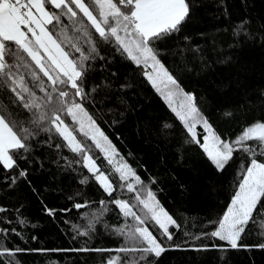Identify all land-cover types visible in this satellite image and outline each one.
<instances>
[{
	"label": "snow or ice",
	"instance_id": "snow-or-ice-1",
	"mask_svg": "<svg viewBox=\"0 0 264 264\" xmlns=\"http://www.w3.org/2000/svg\"><path fill=\"white\" fill-rule=\"evenodd\" d=\"M191 13L190 0H0V166L9 173L3 177L8 187L27 177V169H19V161L29 159L32 141L43 134L49 147L55 140L56 149L66 148L74 155L69 165L78 164L87 170L81 185L94 182L113 197L99 200L98 210L84 214L88 222L83 231L82 226L73 225L77 235L90 237L104 214L112 211L109 203L119 209L124 221L114 228L105 224L107 230L122 238L117 249H10L3 246V240L10 233H20L16 228H2L0 264H20L17 254L25 251L115 252L122 255L109 256L105 264H154L152 258L167 250L165 238L173 240L175 233L170 228H180L86 106L94 105L100 92L105 93L103 100L111 99L115 90L111 81L89 85L93 62L105 59L102 45L140 69V75L186 130L185 143L197 145L218 171L233 161L234 153L241 155L238 184L227 210L218 220L210 221L214 230L201 236L226 242L212 245L222 251L250 247L239 243L250 226L264 237V118L243 125L234 139L222 138L200 110L195 94L185 91L179 75L174 74L192 72L194 63L204 59L203 49L185 36L186 43L169 52L177 58L174 69L160 59L159 44L180 33ZM248 24L247 19L239 21L232 35L246 34ZM248 38H252L250 34ZM128 87L131 85L124 83L119 90ZM224 115L234 114L226 111ZM198 125L203 134L197 132ZM162 127L171 129L173 125L164 123ZM101 157L108 170L97 162ZM14 169H19L18 176L10 175ZM115 179L121 182L118 186ZM117 187L135 193L134 197H114ZM87 203H75L74 208L79 210ZM8 211L0 206V213ZM16 211L22 217L19 209ZM46 211L53 217L57 212L47 207ZM16 223L25 225L27 218ZM152 224L157 226L159 239L150 230ZM255 247L264 248V242Z\"/></svg>",
	"mask_w": 264,
	"mask_h": 264
},
{
	"label": "trees",
	"instance_id": "trees-1",
	"mask_svg": "<svg viewBox=\"0 0 264 264\" xmlns=\"http://www.w3.org/2000/svg\"><path fill=\"white\" fill-rule=\"evenodd\" d=\"M190 3L192 13L182 31L159 44L160 59L174 69L177 58L169 52L176 45L183 46L185 36L191 38L192 45L203 49L204 59L194 63L192 72L174 71V74L179 75L185 91L195 94L200 110L214 130L222 138L234 139L243 125L264 118V0H190ZM242 19L249 21L247 33L235 37L232 29ZM101 55L105 59L93 62L89 85L111 81L115 90L111 99L103 100L105 93L100 92L95 96L96 103L86 106L120 155L180 224L179 229L170 228L175 233L173 240L165 238L167 250L159 258H152L154 264H264V248L255 247L264 242V237L251 226L239 242L250 247L222 251L212 245L226 242L201 236L214 230L210 221L218 220L227 210L238 184L241 155L234 153L233 161L218 171L197 145L185 143L186 130L140 75L139 68L105 50L103 45ZM124 83L131 87L119 90ZM226 111L234 115L226 117ZM164 123L173 127L164 129ZM197 132L203 134L199 125ZM45 141L43 134L34 138L33 151L27 154L29 159L19 161V169H27L28 175L19 178L12 187L3 178L9 173L0 166V206L10 210L0 213V229L16 228L20 233H10L3 246L45 250L120 247L122 238L105 228V224L114 228L124 222L119 209L111 203L108 207L112 211L104 214L90 237L77 235L73 225L82 226L83 231L88 222L84 214L98 210L99 200L110 201L113 197H108L94 182L81 185L79 181L87 170L78 164L69 165L74 155L66 148L56 149L58 141H52V147ZM97 162L109 169L102 157ZM19 169L12 170L10 175L18 176ZM115 183L118 186L121 182L115 179ZM134 195L119 187L113 194L129 200ZM86 201V207L74 208L75 203ZM46 207L56 209V215L50 216ZM23 217L27 218V224L18 225L16 221ZM156 227L152 224L150 230L159 239ZM196 236L201 238L195 239ZM116 255L122 254L25 251L18 253L17 258L20 264H105L109 256Z\"/></svg>",
	"mask_w": 264,
	"mask_h": 264
},
{
	"label": "rangeland",
	"instance_id": "rangeland-1",
	"mask_svg": "<svg viewBox=\"0 0 264 264\" xmlns=\"http://www.w3.org/2000/svg\"><path fill=\"white\" fill-rule=\"evenodd\" d=\"M202 128V127H201ZM203 129V128H202ZM203 142V141H202Z\"/></svg>",
	"mask_w": 264,
	"mask_h": 264
}]
</instances>
